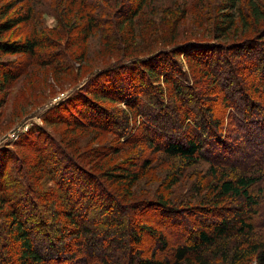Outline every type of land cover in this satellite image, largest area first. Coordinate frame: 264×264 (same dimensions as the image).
<instances>
[{
  "label": "trees",
  "instance_id": "trees-1",
  "mask_svg": "<svg viewBox=\"0 0 264 264\" xmlns=\"http://www.w3.org/2000/svg\"><path fill=\"white\" fill-rule=\"evenodd\" d=\"M74 3L83 20L79 33L85 39L96 35L102 45L113 46L121 54L91 71L94 74L78 91L81 103L74 123L112 130L128 143H147L168 160L179 157L185 162L211 163L210 181L201 201L207 205L187 206L189 211L199 209L208 220L190 230L182 243L171 246L151 223H134L132 212L152 209L150 213L164 222L166 230L180 233L170 221L178 219L170 215L181 209L161 197L122 203L110 184L128 191L138 177L133 171L117 165L113 171L93 175L49 139L48 144L35 146L37 158L32 163L50 174L54 189L48 193L26 190L17 182V197L7 195L11 201L5 212L7 226L17 249L10 259L0 242V264H264V218L252 220L264 197V187L258 184L264 176V162L258 159L264 155V37L227 39L242 30H256L264 21V0H245L244 6L239 0H214L215 15L208 21L214 42L186 36L201 31L194 23L193 29L184 30L187 27L182 21L194 22L195 16L185 7L177 12L176 0ZM204 3L195 0L193 5ZM206 4L205 8L210 6ZM31 7L25 0L0 4V53L33 55L36 49L50 45L51 39L35 26L21 39L3 37L19 24L31 23L35 18ZM202 16L209 15L203 11ZM180 57L194 66L192 75L186 74ZM3 64L0 84L4 85L16 75ZM157 81L167 83L165 99ZM142 96L151 97L155 105H142ZM71 99H77L76 94ZM100 101L128 106L136 113L135 128L141 132H118L131 118L117 116ZM217 102L224 108L225 128L229 127L224 132L223 119L212 113ZM189 113H200L201 124L191 122ZM217 159L225 160V165L216 166ZM143 163L145 166L147 161ZM16 164L23 162L18 159ZM25 165L27 172L29 166ZM227 198L238 199V203L222 207ZM134 224L136 230L130 228ZM147 237L155 238L157 250L168 248L170 257L161 258L153 250L138 252L134 245L143 246Z\"/></svg>",
  "mask_w": 264,
  "mask_h": 264
},
{
  "label": "rangeland",
  "instance_id": "rangeland-1",
  "mask_svg": "<svg viewBox=\"0 0 264 264\" xmlns=\"http://www.w3.org/2000/svg\"><path fill=\"white\" fill-rule=\"evenodd\" d=\"M7 1L9 0H2L0 4ZM74 1L25 0L31 4L35 18L30 24H19L3 36L5 39L18 40L35 26L36 30H42L44 35L51 39L47 48L36 49L33 55L0 53V63L3 62L5 69L16 75L7 84H0V227L3 226L0 232V242L4 244V253L6 252L11 257L10 259L16 255L17 243L11 237L7 226L9 216H6L5 212L9 209L10 200L8 197H17L19 183L26 186V190L32 189L48 193L54 189L49 178L50 174L44 173L42 169L40 170L32 163L37 158L35 146L40 148L48 144L50 140H54L55 144L62 148L68 157L74 159L81 169L93 175L113 171L117 165L123 166L125 170L133 171L138 177L134 179L133 185L128 191L120 185L110 184L112 191L122 199V203H138L142 199L154 200L161 197L170 206L181 209V212L170 215L178 219H170V221L172 220V225L180 228V233L173 229L166 230L164 222L157 220L151 214L153 213L152 209L142 208L132 212L135 213L134 217L132 216L134 223L140 221L151 223L152 227L167 237L171 246L182 243L188 237L190 230L197 228L199 224H205L208 220L199 209L189 211L187 206L207 205L201 201L207 190L205 186L210 181L209 167L211 163L203 160L185 162L179 157L168 160L160 151L148 146L147 143H128L120 136L121 134H116L112 130L86 125L78 126L74 123L76 119H79L81 99L78 91H81L82 85L86 83L89 75L94 74L91 71L121 55L120 51L113 46L102 45L103 42L98 36L90 35L85 39L79 33L78 25L83 20L80 18L78 10L76 11L77 5ZM194 1L176 0L177 3L174 6L175 9L178 8L177 12L181 11L183 7L186 11L188 8V13L195 16L194 22L187 18L182 21V26L186 25L187 27L184 30L193 29L192 23H194L195 27L198 26L201 31L195 34L187 33L186 36L190 39L197 37L199 41L214 42L215 39L209 35L211 23H208L215 15L214 0H204V6L202 4L193 5ZM206 2L210 5L207 8H205ZM244 2L245 0H239V4L242 6H244ZM23 3L24 1L16 2L14 8ZM203 11L209 16L201 18ZM186 21L190 22L189 26V22L185 24ZM251 36L264 37V21L258 24L256 30H242L236 36L229 35L227 39H249ZM125 50L126 53L129 52L126 47ZM180 59L186 74L192 75L191 68L194 66H189L191 63L186 58L180 57ZM159 81L156 82V85L161 86L160 94L165 99L166 96L163 92L168 90L165 88L167 83ZM75 94L77 99L70 100V97ZM141 101L142 105H155L151 97L142 96ZM100 102L104 108L107 107V110L109 109L117 116L127 115L128 118H131L127 122L126 128L122 125L119 126L120 131L118 130V132H123V135L136 133L137 130L141 132L140 128H135L137 121H134L133 118L136 113L128 106L122 102ZM203 105H206V102H203ZM212 111L215 117L219 116L223 119L222 132H224L223 129L228 130V126L225 128L226 118L223 114V106L219 102L213 103ZM188 116L191 122L197 121L198 125L201 124L199 123L201 121L200 113L195 115L189 113ZM62 119L69 120L66 123L61 122ZM18 159L22 160L23 165L16 164ZM258 159L264 162V155L259 156ZM145 160L147 163L144 166ZM246 160L248 165L250 161ZM224 162L225 160L217 159L215 165L220 167L225 165ZM24 164L29 166L27 172ZM20 167H22L21 171ZM258 184L260 187H264V176ZM31 198L33 197L31 196ZM237 203L238 199L227 198L221 205L228 207ZM256 212L252 220L263 221L264 197L261 198ZM130 228L135 229V224ZM153 238H144L143 246L132 245L137 248L138 252L143 250L145 254H149L153 250L161 258L170 257L171 251L168 248L157 250L159 244Z\"/></svg>",
  "mask_w": 264,
  "mask_h": 264
}]
</instances>
